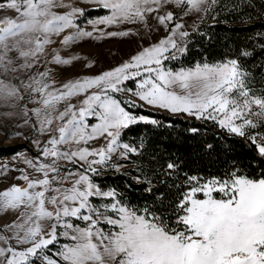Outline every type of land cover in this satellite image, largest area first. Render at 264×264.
<instances>
[{
	"label": "rangeland",
	"instance_id": "obj_1",
	"mask_svg": "<svg viewBox=\"0 0 264 264\" xmlns=\"http://www.w3.org/2000/svg\"><path fill=\"white\" fill-rule=\"evenodd\" d=\"M206 2H0V148L27 143L38 152L31 162L46 168L38 184L40 235L35 244L17 245L0 223L6 242L0 246V264H31L33 257L62 264L55 256L69 264H264V180L196 181L184 198L189 232L172 235L120 203L112 190L101 191L85 172L109 160L115 168L124 167L117 159H124L129 147L119 140L120 130L153 121L126 111L115 93L149 110L211 118L238 134L261 116L262 100L245 87L235 61L178 70L162 65L169 52H183V39L201 19ZM91 7H105L109 14L90 21L86 32L78 31L73 21L79 8ZM52 30L58 39L49 43ZM70 66L74 71L63 73ZM130 78L136 80L133 90L122 86ZM74 93L75 103L53 105ZM251 136L264 153V144ZM10 162L26 163L21 155ZM90 196L112 200L95 206ZM57 238L64 240L56 241L60 252L46 254L45 247Z\"/></svg>",
	"mask_w": 264,
	"mask_h": 264
},
{
	"label": "trees",
	"instance_id": "obj_2",
	"mask_svg": "<svg viewBox=\"0 0 264 264\" xmlns=\"http://www.w3.org/2000/svg\"><path fill=\"white\" fill-rule=\"evenodd\" d=\"M4 1L8 0H0ZM108 12L104 7L84 9L77 24ZM173 24L174 20L168 24L167 30ZM183 45L180 54L171 55L169 52L166 55L162 61L164 67L178 70L198 64L236 62L245 87L263 104L261 116L255 119L249 131L238 134L211 118L149 110L115 93V98L126 111L150 117L153 121H136L120 130L119 140L129 147L126 157L117 159L124 166L121 169L110 165V160L92 172L72 166L85 171L101 191L112 190L120 203L172 235L189 232L183 221L187 208L184 198L196 181L231 180L234 177L264 180V153L251 136L255 134L264 144V0H207L201 19L185 35ZM135 81L134 78L127 79L122 86L133 90ZM22 149L32 156L38 155L23 143L0 148V157ZM111 200L89 197L95 206ZM73 222L80 224L77 219ZM101 226L106 228L105 224ZM56 241L64 240L57 238L49 243L45 247L46 254L53 256V250L60 252ZM55 259L69 264L56 256ZM29 262L43 264L35 257Z\"/></svg>",
	"mask_w": 264,
	"mask_h": 264
},
{
	"label": "crops",
	"instance_id": "obj_3",
	"mask_svg": "<svg viewBox=\"0 0 264 264\" xmlns=\"http://www.w3.org/2000/svg\"><path fill=\"white\" fill-rule=\"evenodd\" d=\"M84 9L87 8H79V16L73 21L75 23V27H79L80 29L78 31L81 32H86L85 29H88L86 25L90 21L103 17H96L88 20L86 23L78 25L77 19L80 18ZM108 14L104 16H107ZM82 26L86 27L82 29ZM56 39H58L56 37V30H52L49 33L47 40L49 41V43H54ZM99 57L102 60L104 59L101 56ZM66 70L67 71H64L63 73L69 74L74 71V68L70 66ZM76 100L77 94L75 95L74 93V96L72 98L67 99L66 102L62 103L60 100H56L53 102V105L59 107H67L71 105V103H75ZM17 101L19 102V99H17ZM31 118L36 120L32 115ZM2 120L7 121L8 119L4 117V119ZM2 127L8 126L6 124H2ZM19 155L24 157L26 163L12 165L10 161L13 159V157ZM34 159H37V156H32L29 152L24 149L18 150L12 155L0 157V216L2 217L0 223H4L6 225V229L4 230L6 238L8 240L10 239V241L17 245L19 244L24 247L28 243L35 244L36 238L40 235V229L38 228V219L42 215V213H40V207L43 206V199L39 195L40 189L38 187V184L40 182L41 172L44 171L46 168L43 166L37 167L36 165H34L31 162ZM24 184L27 185V187L23 191L18 192L11 190L12 186ZM4 243H6L4 240V236L1 235L0 246L4 247ZM17 262H21V260ZM7 264H12V262L9 261Z\"/></svg>",
	"mask_w": 264,
	"mask_h": 264
}]
</instances>
